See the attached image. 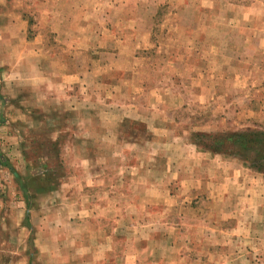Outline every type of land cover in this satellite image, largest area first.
<instances>
[{"label": "rangeland", "instance_id": "1", "mask_svg": "<svg viewBox=\"0 0 264 264\" xmlns=\"http://www.w3.org/2000/svg\"><path fill=\"white\" fill-rule=\"evenodd\" d=\"M263 235L264 0H0V264H264Z\"/></svg>", "mask_w": 264, "mask_h": 264}, {"label": "crops", "instance_id": "2", "mask_svg": "<svg viewBox=\"0 0 264 264\" xmlns=\"http://www.w3.org/2000/svg\"><path fill=\"white\" fill-rule=\"evenodd\" d=\"M259 214H261V212H260V209H257L256 207H254V213L253 214H251L252 215V217H254V218H252V220L251 221H253L256 217L255 216H253V215H259ZM251 224V223H250ZM241 226H238V227H235V230L236 231H244L245 232V230L244 229H246V230H248V231H254L255 229H256V227H247V225H245V224H240ZM247 232V231H246ZM237 235V234H236ZM237 238H236V240L235 241H239V243L238 244H241V242H242V240L239 238V236L237 235L236 236ZM262 238H264V235H263V237ZM110 239V238H109ZM105 240L103 243L108 247V249H106V254H104V256L100 253V255L98 256V261H96L94 264H107L109 261H110V259L112 258V257H115V256H113L112 255V257H110L111 256V254L110 253H112V243L114 242V240H113V238L111 237V239L110 240ZM230 242V241H229ZM125 246V245H128V241H125V242H122V246ZM223 245H224V247H226V245H228V243H226V242H224L223 243ZM239 247H241V246H239ZM241 249V248H240ZM241 253H242V251H241ZM109 256V257H108ZM121 260H122V263L123 264H132V262H131V254H130V252H125V251H123L122 250V252H121ZM136 260H138V258H136Z\"/></svg>", "mask_w": 264, "mask_h": 264}]
</instances>
